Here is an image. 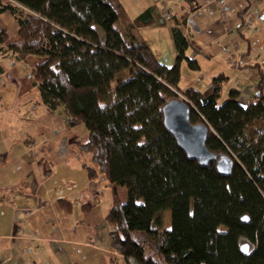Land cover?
<instances>
[{"label": "trees", "instance_id": "obj_1", "mask_svg": "<svg viewBox=\"0 0 264 264\" xmlns=\"http://www.w3.org/2000/svg\"><path fill=\"white\" fill-rule=\"evenodd\" d=\"M248 11L240 13L242 26ZM3 13L19 31L15 39L0 31V55L42 59L22 86L37 90L49 113L62 112L69 126L88 130L82 149L110 182L111 247L127 264H264L263 73L249 103L238 90L219 103L223 76L204 91H181L182 62L200 69L187 57V14L172 28L178 56L169 67L133 32L152 23V8L132 19L120 0H0ZM126 71L129 79L113 87ZM174 100L188 104L192 125L208 128V150L232 159L231 177L180 149L163 117Z\"/></svg>", "mask_w": 264, "mask_h": 264}, {"label": "crops", "instance_id": "obj_2", "mask_svg": "<svg viewBox=\"0 0 264 264\" xmlns=\"http://www.w3.org/2000/svg\"><path fill=\"white\" fill-rule=\"evenodd\" d=\"M161 2L162 12L155 3H144L140 15L152 8L153 21L140 28V40L159 61L167 54L175 65L172 28L187 14V57L197 61L204 81L180 90L204 91L223 76L221 98L238 90L242 103L254 101L264 75V0ZM248 8L242 26L240 13ZM2 30L11 39L17 36L19 26L10 13L0 15ZM163 30L165 36H155ZM38 61L0 55V264H127L111 247L110 182L82 149L87 128L69 126L64 113L46 110L37 90L22 86ZM118 192L125 201L126 193Z\"/></svg>", "mask_w": 264, "mask_h": 264}, {"label": "water", "instance_id": "obj_3", "mask_svg": "<svg viewBox=\"0 0 264 264\" xmlns=\"http://www.w3.org/2000/svg\"><path fill=\"white\" fill-rule=\"evenodd\" d=\"M164 125L175 138L178 146L190 160L198 161L202 166L215 164L220 175L231 177L234 162L227 156L218 157L207 148L209 136L208 128L203 125H192L190 121V107L183 101L174 100L163 108ZM248 223V218L242 219ZM244 253L249 252L248 246H243Z\"/></svg>", "mask_w": 264, "mask_h": 264}, {"label": "rangeland", "instance_id": "obj_4", "mask_svg": "<svg viewBox=\"0 0 264 264\" xmlns=\"http://www.w3.org/2000/svg\"><path fill=\"white\" fill-rule=\"evenodd\" d=\"M120 1H121L123 7L125 8V10H126V12L130 18H135L138 15H140V11H141V9H143L142 7L144 6V3H146V2H152V4L155 3V5L158 7L157 11L162 12L163 2H161V0H120ZM156 14H157V12H156ZM122 28H123V25L121 23L116 24V29L122 31L123 30ZM133 32H134L136 38L140 40V28L135 29ZM165 35H166V33H164V30H163V34L155 35V36L162 37ZM148 37L152 41L154 40L153 36L149 35ZM164 44H166V42H164ZM165 48H166V46H165ZM38 60L39 61L36 62L35 65H37L40 61H42V59H39V58H38ZM160 62L169 66V67H173V65H174V62H170V59H169L167 54H164V57L160 60ZM129 77H130L129 71L128 72L126 71L122 74H119L116 77L115 81L113 82L112 86L115 87L119 81H125V80L129 79ZM203 81H204V76L199 75V72H197V71H192L191 69H189L186 62L184 61L183 68L181 69V80H180L179 87L182 89H185L184 87H185L186 83H192L196 87H201V85L203 84ZM228 97H229V94L225 95L224 98H221L219 100V103L220 104L223 103L224 101H226L228 99ZM121 190H123V192L126 193L125 188H121ZM164 218H165L164 230H170L171 229V212L166 211L164 214Z\"/></svg>", "mask_w": 264, "mask_h": 264}, {"label": "built area", "instance_id": "obj_5", "mask_svg": "<svg viewBox=\"0 0 264 264\" xmlns=\"http://www.w3.org/2000/svg\"><path fill=\"white\" fill-rule=\"evenodd\" d=\"M209 4H219L220 0H208ZM167 18H169V16L166 15ZM188 26V22L185 28H187Z\"/></svg>", "mask_w": 264, "mask_h": 264}]
</instances>
